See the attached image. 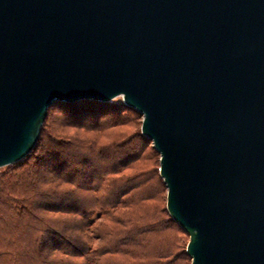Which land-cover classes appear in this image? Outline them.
<instances>
[{
  "label": "water",
  "instance_id": "obj_1",
  "mask_svg": "<svg viewBox=\"0 0 264 264\" xmlns=\"http://www.w3.org/2000/svg\"><path fill=\"white\" fill-rule=\"evenodd\" d=\"M119 98L190 264H264V0H0V169L54 103Z\"/></svg>",
  "mask_w": 264,
  "mask_h": 264
},
{
  "label": "trees",
  "instance_id": "obj_2",
  "mask_svg": "<svg viewBox=\"0 0 264 264\" xmlns=\"http://www.w3.org/2000/svg\"><path fill=\"white\" fill-rule=\"evenodd\" d=\"M136 113L122 101L47 109L33 149L0 170V264H187L157 152L122 129Z\"/></svg>",
  "mask_w": 264,
  "mask_h": 264
},
{
  "label": "rangeland",
  "instance_id": "obj_3",
  "mask_svg": "<svg viewBox=\"0 0 264 264\" xmlns=\"http://www.w3.org/2000/svg\"><path fill=\"white\" fill-rule=\"evenodd\" d=\"M119 101H121V98H119L118 100H116V101H114V102H119ZM140 124H141V118H140V116H138L137 115V113L135 114V118H134V124L133 125H127V126H125V127H122V129L123 130H127V131H131V130H133V129H136V131H138V132H140ZM74 131L75 130H72V129H70V131H69V133L71 134V133H74ZM104 140H106V139H104ZM149 145H151V143L149 144ZM155 160H156V162L154 161V163L152 164V167H157L158 165H159V162H158V160H157V157H156V155H155ZM2 169V168H1ZM0 169V170H1ZM165 193H166V188H165ZM167 194V193H166ZM165 194V195H166ZM164 207H165V199H164ZM185 239H186V243H187V241H188V235L186 234V236L184 237ZM185 242V241H184ZM185 246H186V244H185ZM187 264H190V259H188V261L186 262Z\"/></svg>",
  "mask_w": 264,
  "mask_h": 264
}]
</instances>
